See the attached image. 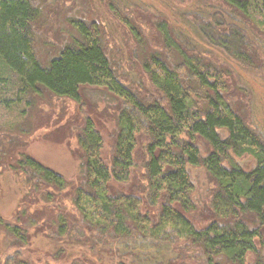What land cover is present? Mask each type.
<instances>
[{"label": "trees", "instance_id": "1", "mask_svg": "<svg viewBox=\"0 0 264 264\" xmlns=\"http://www.w3.org/2000/svg\"><path fill=\"white\" fill-rule=\"evenodd\" d=\"M211 1L189 0L190 33L157 22L162 49L141 50L149 83L141 91L119 78L97 21L72 20L77 35L43 61L34 0H0V166L23 187L15 220L0 215L11 247L24 246L32 229L72 236L96 252L109 246L131 264H264V136L233 101L248 88L238 70L264 76V0ZM193 38L206 46L201 52L190 47ZM101 84L120 101L111 154L104 155L94 120L84 117L76 180L69 181L24 150L30 113L45 91L82 104V90ZM141 138L144 183L134 184ZM189 167L203 168L211 185L206 222ZM33 203L41 207L28 217ZM87 250L65 263L85 264ZM0 264L32 263L15 250Z\"/></svg>", "mask_w": 264, "mask_h": 264}, {"label": "rangeland", "instance_id": "2", "mask_svg": "<svg viewBox=\"0 0 264 264\" xmlns=\"http://www.w3.org/2000/svg\"><path fill=\"white\" fill-rule=\"evenodd\" d=\"M34 3L40 9V16L35 21L34 28L35 49L41 60L46 61L56 55L64 44L77 35L72 20L97 21L110 55L114 59L119 78L123 81H132L141 91L149 89V83L140 67L141 50L162 49L157 22L164 21L172 30L181 29L190 33L189 16L184 14L190 8L189 0H34ZM129 27L135 28L133 31L137 32L136 36L140 37L139 40L142 42L137 41ZM193 41L194 45L190 47L198 52H201V46L206 47L196 38H193ZM210 49L218 59L224 58L218 49ZM230 64L233 67L234 64L232 62ZM237 73L248 88L246 92L242 91L235 96L234 106L245 112L246 117L252 120L254 128L264 136V76L251 70H238ZM82 92V104H77L69 98L54 97L46 91L37 96L26 126L30 131L22 140L25 151L61 172L69 181L76 180L79 162L76 133L83 118L89 116L94 120L104 140L103 153L109 157L115 133L114 117L120 103L117 96L102 84L97 87H85ZM19 141L17 140L15 149L20 148ZM139 142L135 151V178L132 182L134 184L144 183L145 140L141 138ZM189 172L195 185L194 194L201 204V220L206 222L209 219L207 210L211 185L208 184L203 168L189 167ZM22 199L23 187L20 177L13 170L1 165L0 215L14 221ZM37 207L41 206L36 203L29 205L28 217L34 214L32 211ZM36 211H42L38 214L40 216L46 215L47 212L45 209ZM72 238L70 236L63 239L60 235L51 233L48 236L47 231L31 229L27 243L16 249L10 246L8 236L0 232V256L9 255L17 250L32 264H66L65 262L71 258L70 255L76 253L72 255V260H76L77 254L80 255L78 250H82L83 253L88 249L86 247L88 245H78ZM98 238L94 237L93 242L94 245L98 244V247H101L103 243L99 244ZM106 247L107 249L102 247L101 252L87 250L86 256L83 255L84 263L131 264L127 255L115 257L109 254V246ZM260 252L264 259V246ZM192 258L190 261L193 259L196 261Z\"/></svg>", "mask_w": 264, "mask_h": 264}]
</instances>
